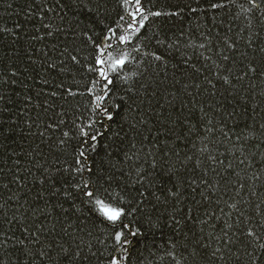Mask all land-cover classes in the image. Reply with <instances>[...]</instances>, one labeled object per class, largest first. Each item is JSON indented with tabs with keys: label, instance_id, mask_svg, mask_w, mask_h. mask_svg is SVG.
Returning <instances> with one entry per match:
<instances>
[{
	"label": "trees",
	"instance_id": "1",
	"mask_svg": "<svg viewBox=\"0 0 264 264\" xmlns=\"http://www.w3.org/2000/svg\"><path fill=\"white\" fill-rule=\"evenodd\" d=\"M114 260L264 264V0H0V264Z\"/></svg>",
	"mask_w": 264,
	"mask_h": 264
},
{
	"label": "snow or ice",
	"instance_id": "2",
	"mask_svg": "<svg viewBox=\"0 0 264 264\" xmlns=\"http://www.w3.org/2000/svg\"><path fill=\"white\" fill-rule=\"evenodd\" d=\"M128 2H129V3H133V2H135L136 4H139V3H140V0H128ZM136 12H138V13L140 14V17H143V19H144L145 21L147 20V16L144 15V12L142 11V9H141L139 6L136 8ZM161 14H162V13H160V12L152 13V15H155V16H160ZM129 15H132V17H133L134 20L139 19L134 13H129ZM144 27H145L144 22H140V23L138 24V28H133L132 31H133V32H138L139 29H143ZM109 39H111V37H109ZM125 39H127V38L125 37ZM101 55H103V53H101ZM157 59H160V58L157 57ZM98 63L102 65V64H103V61L101 60V61H99ZM125 63H126V61H125L124 59L119 60L118 63L115 64V65L113 66V71H115L116 68H123L124 65H125ZM101 76L103 77V79H104L105 81H107V83H108L109 85L113 83V81H112L111 79L108 78V75H107L106 73H103V72H102V73H101ZM107 119L111 120V119H113V117H112L111 115H109V116L107 117ZM80 155H81V156H84V153L81 152ZM87 194H88V196H93V193H92V192H89V193H87ZM101 213H102V214H103V215H104L109 221H111L112 223H116L117 221H119V220L125 215V213L122 212V211H116V210H113V209H111V208L104 207L103 205L101 206ZM133 235H135V233H133ZM248 235H249V236H253L254 233L251 232V231H249V232H248ZM115 240H116V242H117L118 244L121 243V242H122V241H121V235H120V234H117V235L115 236ZM112 264H117V261L114 260V261L112 262Z\"/></svg>",
	"mask_w": 264,
	"mask_h": 264
},
{
	"label": "rangeland",
	"instance_id": "3",
	"mask_svg": "<svg viewBox=\"0 0 264 264\" xmlns=\"http://www.w3.org/2000/svg\"><path fill=\"white\" fill-rule=\"evenodd\" d=\"M107 208H109V207H107Z\"/></svg>",
	"mask_w": 264,
	"mask_h": 264
}]
</instances>
